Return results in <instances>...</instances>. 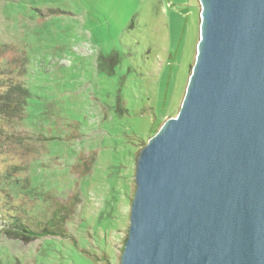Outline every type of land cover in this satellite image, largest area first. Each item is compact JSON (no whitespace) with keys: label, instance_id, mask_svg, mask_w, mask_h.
I'll use <instances>...</instances> for the list:
<instances>
[{"label":"rangeland","instance_id":"374dc122","mask_svg":"<svg viewBox=\"0 0 264 264\" xmlns=\"http://www.w3.org/2000/svg\"><path fill=\"white\" fill-rule=\"evenodd\" d=\"M200 13L199 0H0V44L8 45L0 79L24 53L31 96L15 129L37 138L38 150L33 160L0 146L4 263L120 264L137 156L180 108ZM113 50L118 59L98 72L97 54ZM29 189L71 203L68 238L3 233L8 211L42 208Z\"/></svg>","mask_w":264,"mask_h":264},{"label":"water","instance_id":"95a60500","mask_svg":"<svg viewBox=\"0 0 264 264\" xmlns=\"http://www.w3.org/2000/svg\"><path fill=\"white\" fill-rule=\"evenodd\" d=\"M180 108L140 149L120 264H264V0H199Z\"/></svg>","mask_w":264,"mask_h":264},{"label":"trees","instance_id":"16d2710c","mask_svg":"<svg viewBox=\"0 0 264 264\" xmlns=\"http://www.w3.org/2000/svg\"><path fill=\"white\" fill-rule=\"evenodd\" d=\"M7 49V44H0V55L6 53ZM112 58L118 59L114 50L108 55L98 53L96 59L98 72L104 70L105 64H108ZM26 63L24 53L21 57L6 62L9 77L7 80L0 79V146L34 160L38 153L37 138L19 133L15 129L26 118L28 98L31 96L29 89L21 79L26 73ZM115 108H120V98H116ZM25 194L35 202L37 201L42 208L34 215L27 213L24 209L22 212L17 210L13 214L8 211L2 215L6 218L1 222L3 233L9 238L23 241L42 237L68 238L64 222L67 211L72 208L71 203H61L58 196L50 190L31 191L29 189ZM0 264L6 263L0 259Z\"/></svg>","mask_w":264,"mask_h":264}]
</instances>
